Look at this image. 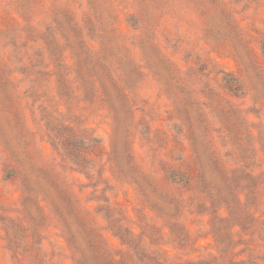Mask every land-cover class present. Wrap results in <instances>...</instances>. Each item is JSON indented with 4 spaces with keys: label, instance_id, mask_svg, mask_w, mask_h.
Returning <instances> with one entry per match:
<instances>
[{
    "label": "rangeland",
    "instance_id": "374dc122",
    "mask_svg": "<svg viewBox=\"0 0 264 264\" xmlns=\"http://www.w3.org/2000/svg\"><path fill=\"white\" fill-rule=\"evenodd\" d=\"M79 263L264 264V0H0V264Z\"/></svg>",
    "mask_w": 264,
    "mask_h": 264
},
{
    "label": "trees",
    "instance_id": "16d2710c",
    "mask_svg": "<svg viewBox=\"0 0 264 264\" xmlns=\"http://www.w3.org/2000/svg\"><path fill=\"white\" fill-rule=\"evenodd\" d=\"M227 82H228V81H227ZM229 82H230V81H229ZM233 83H234V82H230L229 85H232ZM235 85L238 86L236 83H235ZM231 89H232V87H231ZM83 260H84V258H83ZM81 263H82V262H81ZM79 264H80V263H79Z\"/></svg>",
    "mask_w": 264,
    "mask_h": 264
}]
</instances>
